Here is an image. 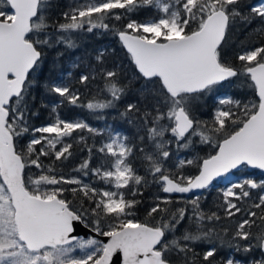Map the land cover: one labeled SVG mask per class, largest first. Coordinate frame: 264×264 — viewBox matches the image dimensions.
I'll use <instances>...</instances> for the list:
<instances>
[{
    "label": "snow or ice",
    "instance_id": "6c2138e0",
    "mask_svg": "<svg viewBox=\"0 0 264 264\" xmlns=\"http://www.w3.org/2000/svg\"><path fill=\"white\" fill-rule=\"evenodd\" d=\"M50 7L51 0H0V264H264V181L230 182L216 210L203 208L200 195H187L210 189L234 170L264 173V40L241 41L231 59L224 50L233 26L258 21L254 32L264 37V0H75L62 22L49 24ZM141 9L154 15L132 18ZM96 30L112 32L140 81L141 101L120 116L136 130L143 175L132 162L137 145L127 134L58 113L67 104L103 119L122 98L118 66H104L106 50L87 63L77 58L71 70L42 85L32 75L46 49L74 51V34ZM63 54L57 52L54 62ZM82 66L77 82L90 95L91 82L99 78L103 85L86 103L70 86L73 70ZM226 83L246 90V98L217 94L210 122L197 118L194 106ZM36 86L58 98L41 102L56 116L31 127L29 117L38 112L31 111L35 97H29ZM85 131L104 139L89 144L73 136ZM73 140L88 153L74 171L103 187L57 173L55 162L73 155ZM197 144L209 153L194 154ZM149 185L165 195L153 196L140 220L136 197ZM173 194L184 206L173 207ZM80 226L94 236L78 235ZM197 244L210 247L197 252ZM221 248L231 252L217 260ZM232 252L258 255L241 260Z\"/></svg>",
    "mask_w": 264,
    "mask_h": 264
},
{
    "label": "trees",
    "instance_id": "16d2710c",
    "mask_svg": "<svg viewBox=\"0 0 264 264\" xmlns=\"http://www.w3.org/2000/svg\"><path fill=\"white\" fill-rule=\"evenodd\" d=\"M75 0H51V7L48 10V23L51 24L52 21L62 22L63 18L61 13L66 11L71 7ZM261 0H249L250 4H257ZM7 10V9H6ZM154 11L152 9H141L139 12L134 13L132 18H135L140 21H145L152 18ZM109 23H119L121 26L124 21L115 22L108 21ZM259 26V22L256 21L252 25H249L248 28H242L240 26H233L228 35V43L224 46V50L229 59L233 57V54L238 51V46L241 41H244L245 44L258 45L264 37L257 36L254 32ZM77 36L79 47L73 50L65 49L63 46H58L52 49H46L44 53V58L41 64V68L33 73V78L37 79L38 85H42L44 81H53L56 80L61 72H67L71 70V64L77 58H85V63L88 60L92 59V56L97 53L99 50H106L104 57V66L111 69L114 67L119 68V77L121 84L125 87V92L122 98L116 103L115 107L106 109L101 115L103 119H97L96 113H91L88 110L81 107H72L67 104H64L58 109L60 118L67 120H83L87 122L90 126L99 129L111 128L114 131H119L121 133L127 134L129 136V143L137 145L134 156L131 158L134 166L136 167L139 174H144V168L141 165L139 157L138 146L139 142L135 139L136 130L131 125L124 120L120 113L125 111L126 106L130 103H137L141 101V96L139 93L140 81L136 79L134 75V68L130 64L129 58L125 50L122 49L118 39L112 34V32H103L101 30H96L93 33H79L74 34ZM57 52H63V56L60 58L58 63H55V58ZM94 63V61H93ZM85 70L82 66L79 69L73 70V76L70 80V86L73 89H79L82 94V103H86L92 95L97 93L98 87H102V82L99 78L91 82L88 86L91 89V95L89 94L88 89L83 85H80L77 82L78 75L81 71ZM219 95H231L234 98H246V90H241L239 87H232L228 83L218 89V92H213L209 95H206L202 100H200L194 106V112L197 118L209 121L213 115V110L216 107L215 96ZM31 96H34L35 99L31 100ZM29 99L31 100L30 109L31 111H37L38 115L35 117L30 116L31 127H39L41 125H46L55 119L56 114L52 113L51 107H42L41 102L51 105L57 100V97L46 94L45 90L41 86H36L32 89ZM141 106H143L141 104ZM83 135L87 138L89 144L95 140L97 143L101 142L104 137L96 136L92 137L87 131L83 133H74L73 136ZM27 137L23 138V141L26 142ZM73 143L72 153L73 155L62 164L59 161H56L55 164L60 165L57 168L58 174H64L66 176H77L84 180V182L93 184L96 183L94 178L91 175L85 177L82 173L75 172L74 169L82 162V159L86 158L88 153L83 143H76L75 140L71 141ZM39 147V146H37ZM196 148L199 149L197 153H194L199 156H206L210 149L207 146L196 145ZM44 163L47 165L50 161L48 158H42ZM54 160V158H53ZM97 163L96 158H93V165ZM195 169H190L191 174H195ZM255 178L254 180L260 181L264 180V173L253 171ZM97 187H103V185L96 183ZM69 187V186H64ZM255 192V190H254ZM221 190L215 186H212L210 189L204 191L201 196V206L205 209L216 210L214 205L220 199ZM71 199V194H67ZM155 195H165L158 191L156 185H149L147 188L143 189V196H137L136 199L142 200V203L137 207V218L144 220L146 216V209L152 203V197ZM191 197V196H190ZM129 199L131 197L129 196ZM173 207L184 206L181 201L179 204L175 203L178 197H173ZM244 207L245 205H241ZM239 218V217H237ZM237 218H233L234 220ZM224 224H229V221H222ZM188 222L185 219L184 222L179 227V232H182L183 229L187 226ZM179 232L177 234H179ZM197 252H203L210 245L207 244H197L194 245ZM231 252L228 248H221L217 253L216 259L219 260L221 257H227ZM232 254L237 259L247 260L249 255H258V253H252L245 255L243 252H232Z\"/></svg>",
    "mask_w": 264,
    "mask_h": 264
},
{
    "label": "rangeland",
    "instance_id": "374dc122",
    "mask_svg": "<svg viewBox=\"0 0 264 264\" xmlns=\"http://www.w3.org/2000/svg\"><path fill=\"white\" fill-rule=\"evenodd\" d=\"M243 177H248V178L254 179L255 175L253 173V170L247 169V168H242L238 171L236 170L235 172L230 173L227 178H221L217 182L213 183L212 186H215L222 191L230 182L241 180ZM261 181H264V180H260L257 182L259 183Z\"/></svg>",
    "mask_w": 264,
    "mask_h": 264
},
{
    "label": "water",
    "instance_id": "95a60500",
    "mask_svg": "<svg viewBox=\"0 0 264 264\" xmlns=\"http://www.w3.org/2000/svg\"><path fill=\"white\" fill-rule=\"evenodd\" d=\"M251 170H253V171H257V172H260V173H262L260 170H257V169H251ZM236 170H234L233 172H235ZM221 178H218L216 181H214L213 183H215V182H217L218 180H220ZM205 190H203V191H201V192H194V193H189V194H187L188 195V197H192V196H195V195H200V194H202L203 192H204ZM180 196V194H173V197H179ZM78 235H80V236H83V237H88V236H94V234L93 233H91L88 229H85V228H83L82 226H80L79 227V230H78V233H77ZM99 239H104V238H102V237H98Z\"/></svg>",
    "mask_w": 264,
    "mask_h": 264
}]
</instances>
